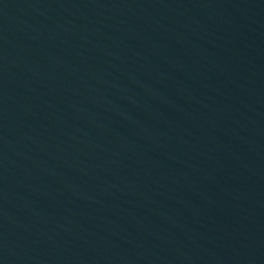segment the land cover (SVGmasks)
Returning <instances> with one entry per match:
<instances>
[{"label": "water", "instance_id": "95a60500", "mask_svg": "<svg viewBox=\"0 0 264 264\" xmlns=\"http://www.w3.org/2000/svg\"><path fill=\"white\" fill-rule=\"evenodd\" d=\"M0 264H264V0H0Z\"/></svg>", "mask_w": 264, "mask_h": 264}]
</instances>
